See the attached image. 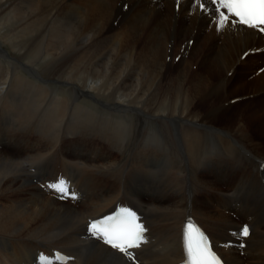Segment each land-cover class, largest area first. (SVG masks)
Here are the masks:
<instances>
[{"label": "bare ground", "instance_id": "obj_1", "mask_svg": "<svg viewBox=\"0 0 264 264\" xmlns=\"http://www.w3.org/2000/svg\"><path fill=\"white\" fill-rule=\"evenodd\" d=\"M192 4L0 0V264H125L86 231L122 204L148 228L135 264H181L193 216L228 264H264V34Z\"/></svg>", "mask_w": 264, "mask_h": 264}, {"label": "snow or ice", "instance_id": "obj_2", "mask_svg": "<svg viewBox=\"0 0 264 264\" xmlns=\"http://www.w3.org/2000/svg\"><path fill=\"white\" fill-rule=\"evenodd\" d=\"M192 9L210 15L218 32L230 25L233 29L239 26L240 30H252L257 34H264V0H193ZM47 188L55 192L59 199L77 198V194L69 189L68 182L64 178L49 183ZM136 220L135 213L122 209L120 214L90 222L86 231L90 237H95L107 245L110 251L115 250L116 253L122 254L121 259L125 260V264H135L136 255L131 250L140 249L142 245L148 243L145 235L147 229ZM249 234L250 229L247 224L233 233L241 239L239 248L245 247L243 238L248 237ZM181 243L184 264H223L221 258L212 250L207 235L191 219L185 223ZM229 246L231 245H224V247ZM48 259L40 254L38 264ZM56 259H61L59 253L56 254ZM62 259L68 261L74 258L62 257Z\"/></svg>", "mask_w": 264, "mask_h": 264}, {"label": "rangeland", "instance_id": "obj_3", "mask_svg": "<svg viewBox=\"0 0 264 264\" xmlns=\"http://www.w3.org/2000/svg\"><path fill=\"white\" fill-rule=\"evenodd\" d=\"M227 82H228V80H225L224 83L227 84ZM259 105H260L259 102L254 103V107L255 106L258 107ZM229 107H233V105L232 106L229 105ZM254 111H255V109L250 108V105L247 106V104L245 105V103H241L238 107H236L233 110H231L227 114V116L223 119V121L227 122V124L228 123L229 124H234V122L238 119L237 117H239V115H243V117L245 118L246 116H249V115L253 114ZM255 119H254L253 125L251 127L252 135H253L255 140H257L258 142H261L262 145L264 146V123H262L261 121L257 120V118H255ZM1 128H2V120H0V139H1V137L2 138L4 137V134L2 133L3 131H1ZM1 141L2 140H0V142ZM203 195H206V193H204ZM241 225L242 224L240 223L239 230L241 229Z\"/></svg>", "mask_w": 264, "mask_h": 264}]
</instances>
